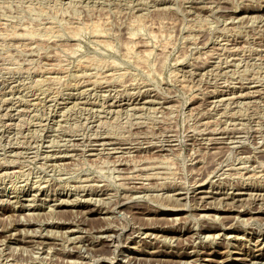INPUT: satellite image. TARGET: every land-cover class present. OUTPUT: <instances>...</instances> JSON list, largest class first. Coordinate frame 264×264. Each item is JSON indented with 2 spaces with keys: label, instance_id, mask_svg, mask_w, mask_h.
I'll return each mask as SVG.
<instances>
[{
  "label": "rangeland",
  "instance_id": "1",
  "mask_svg": "<svg viewBox=\"0 0 264 264\" xmlns=\"http://www.w3.org/2000/svg\"><path fill=\"white\" fill-rule=\"evenodd\" d=\"M0 264H264V0H0Z\"/></svg>",
  "mask_w": 264,
  "mask_h": 264
},
{
  "label": "bare ground",
  "instance_id": "2",
  "mask_svg": "<svg viewBox=\"0 0 264 264\" xmlns=\"http://www.w3.org/2000/svg\"><path fill=\"white\" fill-rule=\"evenodd\" d=\"M31 222V221H30ZM256 262V261H255Z\"/></svg>",
  "mask_w": 264,
  "mask_h": 264
}]
</instances>
